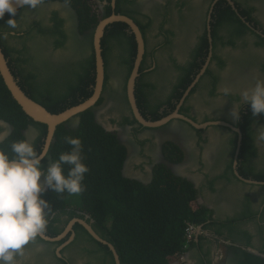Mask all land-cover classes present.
I'll list each match as a JSON object with an SVG mask.
<instances>
[{
    "label": "flooded vegetation",
    "instance_id": "flooded-vegetation-1",
    "mask_svg": "<svg viewBox=\"0 0 264 264\" xmlns=\"http://www.w3.org/2000/svg\"><path fill=\"white\" fill-rule=\"evenodd\" d=\"M85 2V20L64 0L18 7L15 28L4 14L0 32L8 35L0 46L17 83L56 108L66 99L84 101L96 86L97 26L123 15L138 26L144 48L135 103L145 121L158 123L141 122L128 95L136 33L127 22L110 20L100 39L103 80L95 102L59 123L47 145L46 123L26 114L27 121L13 123L0 115V147L10 148L14 139L29 140L38 152L50 146L46 169L53 147L85 127L80 122L89 113L120 149L121 179L135 189L162 178L163 189L181 191L196 214L198 223L185 220L196 227L192 239L164 264H240L245 253L264 258V140L254 133L264 114L253 117L243 104L239 120L230 114L241 90L264 79V0ZM50 204L48 226L25 246L20 264H117L109 244L115 246L88 211L68 201ZM117 255L118 264H132Z\"/></svg>",
    "mask_w": 264,
    "mask_h": 264
},
{
    "label": "trees",
    "instance_id": "trees-1",
    "mask_svg": "<svg viewBox=\"0 0 264 264\" xmlns=\"http://www.w3.org/2000/svg\"><path fill=\"white\" fill-rule=\"evenodd\" d=\"M64 1L76 4L74 6H77L82 20L86 19L89 7L85 0ZM92 58L93 54H90L88 60ZM33 99L52 112H59L81 101L66 99L63 106L56 108L38 97ZM88 114L83 115L80 122L85 127L81 126L73 135L80 136L82 140L84 162L89 168L85 174V190L72 196L53 191L52 197L46 199H54L57 204L68 201L88 211L101 227L103 235L115 246L121 263L168 262L185 245V220L198 223L195 212L184 201L181 191L174 193L172 189L169 190L170 187L163 189L162 178L154 179V183L147 187L135 189L121 179L118 172L119 157L115 155L120 149L114 137L102 135V129ZM0 115L13 123L27 121V116L12 98L1 75ZM70 147L65 141H60L59 145L53 147V159ZM240 264H264V258L245 253Z\"/></svg>",
    "mask_w": 264,
    "mask_h": 264
},
{
    "label": "clouds",
    "instance_id": "clouds-1",
    "mask_svg": "<svg viewBox=\"0 0 264 264\" xmlns=\"http://www.w3.org/2000/svg\"><path fill=\"white\" fill-rule=\"evenodd\" d=\"M41 3L42 0H0V19L7 11L11 15L5 23L15 28L17 19L12 17L17 7L35 9ZM7 35L0 32V38ZM222 92L225 97L232 95L229 86H224ZM242 104L250 108L253 117L264 114V79L256 78L253 86L241 90L239 101H232L233 119L239 120ZM254 133L258 140H264V124L258 125ZM64 141L71 147L59 152L46 169L42 160L49 156L50 146L38 152L29 140L14 139L10 148L0 147V264H20L17 257L24 255L25 246L46 230L52 207L43 193L51 189L72 196L85 190L89 168L84 162L82 140L78 135H68Z\"/></svg>",
    "mask_w": 264,
    "mask_h": 264
},
{
    "label": "water",
    "instance_id": "water-1",
    "mask_svg": "<svg viewBox=\"0 0 264 264\" xmlns=\"http://www.w3.org/2000/svg\"><path fill=\"white\" fill-rule=\"evenodd\" d=\"M18 8V7H17ZM7 11H5L6 13ZM110 20H122L127 22L130 26H132L134 32L136 33L137 40H138V53L136 57V62L135 65L131 71V74L129 76L128 80V95L129 99L131 101V105L135 111V114L137 118L143 122L146 125H152L156 124L158 122H148L145 121L141 117V115L138 112L136 103H135V98L133 94V85L135 81V77L137 76V69H138V64L141 59L142 53L144 51L143 48V41L142 37L139 31L138 26L133 22L132 19L123 16V15H112L110 18L103 20L96 29L95 32V37H94V47H95V56H96V86L94 93L85 99L84 101L73 105L69 108H66L60 112H51L48 109H46L43 105H41L39 102L31 98L26 92L20 87V85L17 83L13 73L11 72L7 60L5 58V55L2 51V48L0 46V75L7 87V89L10 91L11 96L13 99L17 102V104L21 107L23 112L28 115L29 117L33 118L36 121H41L44 122L48 125V136L46 140V145L49 143L52 133L55 130L56 126L61 123L63 120H65L67 117L71 116L72 114H75L76 112H80L87 107L91 106L95 100L97 99L100 89H101V84L103 80V59L101 55V46H100V39L101 35L103 33V27L105 23H107ZM87 228L90 230L92 235L97 237V235L87 226ZM43 235V234H42ZM110 248L113 250L114 257L116 259V262L118 264V255L115 249L111 244H109Z\"/></svg>",
    "mask_w": 264,
    "mask_h": 264
},
{
    "label": "built area",
    "instance_id": "built-area-1",
    "mask_svg": "<svg viewBox=\"0 0 264 264\" xmlns=\"http://www.w3.org/2000/svg\"><path fill=\"white\" fill-rule=\"evenodd\" d=\"M195 225H193L192 223H188L185 227V232H184V236H185V243H187L190 239H192L194 232H195Z\"/></svg>",
    "mask_w": 264,
    "mask_h": 264
}]
</instances>
